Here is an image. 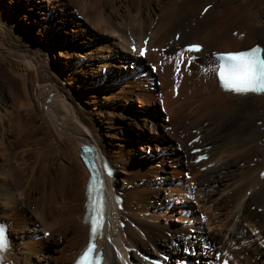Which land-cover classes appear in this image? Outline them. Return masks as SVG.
<instances>
[{"label": "bare ground", "instance_id": "1", "mask_svg": "<svg viewBox=\"0 0 264 264\" xmlns=\"http://www.w3.org/2000/svg\"><path fill=\"white\" fill-rule=\"evenodd\" d=\"M6 1L0 0V221L9 237L3 264H72L86 245L82 146L93 147L95 158L114 170L105 188L109 230L99 242L107 264H219L216 255L227 251L239 264H264V250L248 232L258 230L264 246V95L221 92L211 57L253 45L264 49V0H171V6L168 0H36V8L45 2L48 10H64L68 45L75 46L71 36L78 33V43L89 46L86 54L95 42L107 51L96 72L128 67L105 74V83L100 75L88 79L89 67L76 54L47 66L45 52L12 31L6 12L20 13L24 5ZM234 31L243 37H233ZM43 43L39 37L36 44ZM191 44L202 50L184 52ZM56 73L70 86H80L84 76L96 87L68 92ZM125 125L161 130L148 131L160 138L131 143ZM124 137L127 147L119 149ZM137 144L151 157L137 156ZM22 175L30 178L27 185ZM112 193L121 196L120 211ZM45 232L47 240L39 236ZM234 247L239 250L231 252ZM36 254L42 262L33 261Z\"/></svg>", "mask_w": 264, "mask_h": 264}, {"label": "rangeland", "instance_id": "2", "mask_svg": "<svg viewBox=\"0 0 264 264\" xmlns=\"http://www.w3.org/2000/svg\"><path fill=\"white\" fill-rule=\"evenodd\" d=\"M8 1L9 0H7L6 3ZM35 1L36 0H14V2L16 3L17 6L20 7V6L24 5L22 7V9H23L22 12L16 13L15 12L16 10L12 11V10L9 9V10H7L6 14H7V16L13 18L11 26H13L12 31H13V33L15 35H17L19 38L24 39L31 46L35 45L37 47V49L39 48L40 50L45 52V55L48 56L47 57V61H46V65L47 66L52 67L53 66V61H55L57 59H62L63 60L64 59L63 56L65 54H71V55L76 54V55H78L79 59L82 60L83 65L85 64L86 67H89V69H88L89 72H88L87 75H85L88 79H91L92 77L95 78L96 76L100 75L101 81L105 83L106 80H107V77L111 73L116 72L118 74H121L123 72L124 73L126 72L128 67L127 66H123V65H119V67H117V68L103 67V68L100 69V72L99 71L96 72V68L99 67L98 64H99L100 56L107 55L108 54L107 51H105L104 49L99 51L98 50L99 48L97 47L98 44H97V42H95V43H93V45L91 44L93 49H95V51H93V52H91L89 54H86L87 51L88 52L90 51L89 50V46H86L85 44L82 45L81 43H78L79 42L78 38H77L78 37L77 36L78 33H74L71 36L72 43L75 46L71 47L70 45H68V40L66 39V37H69L70 36L69 34H71V33L70 32L69 33H65V30H66L67 26L69 25V22L65 21V20H61V18L63 19L66 16V13L63 12L64 10H62L60 7H56L55 10H54V8H50V6H49V10H48V9H46V5L47 4L45 2H40L41 7L36 8L37 6H36ZM170 2H171V0H168V2H166V3L169 6H171ZM3 5H6V4L4 3ZM3 5H2V7H3ZM71 9L72 8H70V10ZM156 10H155V13H156ZM134 12L135 11L132 12V16H134ZM58 15L60 17V20L57 18ZM154 16H156V15L154 14ZM76 17H78V14H76ZM34 22H38L39 23L38 26L34 25ZM45 22L48 23L47 28H45L46 30L44 29V26L42 25V23L44 24ZM157 25H159V24H157ZM90 31L96 33L94 31V28H91V27H90ZM155 32H156V30H155ZM235 32H237V31H235ZM80 35L82 36V38L84 40H86V42L90 41L88 39V37L86 36L87 35L86 33H83V34H80ZM39 37L42 38V41L44 42L43 44H36ZM109 37H111L114 40V37L112 35H110ZM52 39L55 40L57 44H53V42H51ZM90 42H93V41H90ZM112 43H113V45L116 46V43L115 44H114V42H112ZM26 49H31V47H27ZM115 49H116L117 53H123L125 55H128L127 53L129 51L125 50L124 48H119V47L116 48L115 47ZM163 52L164 51L161 50V51L158 52V54L162 56ZM139 54H140V52H139ZM148 54L151 55L150 53H148ZM77 67H78V65H77ZM129 67H131V65ZM151 67L148 65V69L151 70ZM81 68H83V67H81ZM198 69L201 70L202 66L199 65ZM73 70H74L73 71L74 73L78 72V70H76L75 68ZM104 70H105V72H104ZM106 72H107V77L104 78ZM152 72H155V71H152ZM56 77L58 78L59 83L61 84V86H63L68 92H73V91L74 92H78V91H80V89L88 92L90 90H93L94 87H96V85L93 86V87L88 86L89 83H85L84 82V80L88 81L86 79V77H84V76L83 77L79 76V77L82 78L81 80L83 81V83H81L80 86H76V85L70 86V84L67 82V80L64 79V77L60 73H56ZM156 87H157V89L161 90L159 85H156ZM13 92H15L17 94V90L15 88H14ZM81 104L82 103H80L79 105H81ZM138 104L140 105V101L135 102L133 104V108L131 107L129 109L131 111V113L134 112V110L138 109V106H139ZM93 106H94V104L91 105V107H93ZM259 112H260V110H259ZM169 119H171L170 116H169ZM127 122H130V120L128 119ZM123 130H124V132H126V135H128V138H130L128 141L131 142V143H132V139L134 137L160 138V137H156L154 135H149L148 131L149 130H154V129H142V130L138 129V130H135L134 127H132V126H128L127 127L125 125V128H123ZM154 131L160 133L161 130H154ZM24 132H23V134H24ZM161 134H162V132H161ZM68 135H69V133H68ZM167 141L169 143H171L168 136H167ZM126 143H127V138L124 137L123 141L117 142V147L120 149L119 144H124V146L121 148V149H123V148L127 147ZM174 144H177V143L174 142ZM55 146L59 147L58 144H56ZM128 146L130 147L131 145H128ZM140 149H141L140 144H137V147H136V155L137 156H139L140 158H145V157L149 158V157H151L152 152L150 150H147L145 148L144 151H143V150H140ZM29 151L34 154L33 149H30ZM146 152H149V153H146ZM5 155H9V153H6ZM10 156L11 155H9L8 157H10ZM2 161H3V158L2 159L0 158V163L3 166V162ZM57 162L60 165L65 166L66 168H68V164H66V163L62 164L59 161H57ZM10 165H8V166H10ZM23 166L24 165L20 162L19 165L16 166V168L21 170L23 168ZM238 166H242V164L238 165ZM10 167H12V165ZM239 168H241V167H239ZM8 175H10V170L8 171ZM21 178L22 179H20V182H23V183L25 182V185H27V183L30 181V178H27L26 175H22ZM52 191H53V188H49V189H45L43 191V193H42V191L39 190V193H42V194L46 195L48 192H52ZM36 192H38V191H36ZM74 192H73V194H74ZM174 195L176 196V194H174ZM145 197H147V196H145ZM162 197H164V196H162ZM164 198L167 201H171V199H167L166 197H164ZM16 200L19 201L20 203H23L25 201L21 197H18ZM173 201L175 202V197L173 198ZM69 204H71V202L68 203V206H69ZM156 204H157L158 207L160 206L159 203H156ZM62 206H63V204H59V209L63 208ZM33 215H34L33 213H30V216H31L32 220H34V221L39 223L40 219H38L37 216L33 217ZM202 216L204 218V215H202V214L197 215V217L200 220H202ZM46 233H48V232H46ZM39 236L43 237L45 240H47V238L48 239L50 238L48 236L45 237L44 233L43 234L39 233ZM52 242H53L52 239L48 240V243H47L48 250H50V247L52 246ZM42 259L43 258H41L40 255H38V254L34 255V257H33V261L34 260H41V262H42ZM34 262H35L34 264H38L36 261H34Z\"/></svg>", "mask_w": 264, "mask_h": 264}, {"label": "snow or ice", "instance_id": "3", "mask_svg": "<svg viewBox=\"0 0 264 264\" xmlns=\"http://www.w3.org/2000/svg\"><path fill=\"white\" fill-rule=\"evenodd\" d=\"M207 11V9H205ZM135 50V49H134ZM187 51H200V46L192 45ZM260 49L253 48L250 51L229 53L220 55L219 79L221 85L226 89L236 93H258L264 92V59H261ZM144 55V50L140 51ZM179 66H177L178 68ZM203 159V157H202ZM264 175V174H262ZM100 215V212H97ZM203 219V217H202ZM97 227L96 219L93 220V233ZM47 235V233H45ZM7 247L3 228H0V251ZM94 245L89 244L81 253L76 264H99L100 258L93 256Z\"/></svg>", "mask_w": 264, "mask_h": 264}, {"label": "trees", "instance_id": "4", "mask_svg": "<svg viewBox=\"0 0 264 264\" xmlns=\"http://www.w3.org/2000/svg\"><path fill=\"white\" fill-rule=\"evenodd\" d=\"M106 75H107V72H106ZM159 133V132H158ZM189 250V249H188ZM180 261V259H178Z\"/></svg>", "mask_w": 264, "mask_h": 264}]
</instances>
